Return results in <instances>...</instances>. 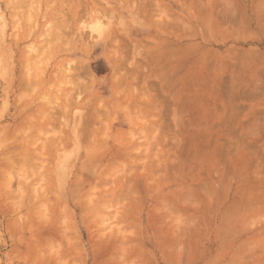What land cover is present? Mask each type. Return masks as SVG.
<instances>
[{
    "label": "rangeland",
    "instance_id": "374dc122",
    "mask_svg": "<svg viewBox=\"0 0 264 264\" xmlns=\"http://www.w3.org/2000/svg\"><path fill=\"white\" fill-rule=\"evenodd\" d=\"M0 264H264V0H0Z\"/></svg>",
    "mask_w": 264,
    "mask_h": 264
},
{
    "label": "bare ground",
    "instance_id": "6f19581e",
    "mask_svg": "<svg viewBox=\"0 0 264 264\" xmlns=\"http://www.w3.org/2000/svg\"><path fill=\"white\" fill-rule=\"evenodd\" d=\"M9 2V1H8ZM7 3V2H6ZM6 7V6H5ZM12 9V8H11ZM4 17V16H3ZM11 60V59H10ZM31 80V79H30ZM28 82V81H27ZM34 83V82H33ZM32 84V83H31ZM44 98V97H43ZM77 128V127H76ZM72 133V132H71ZM27 159V158H26ZM18 163V162H17ZM10 167V166H9ZM24 170V169H23ZM4 178V177H3Z\"/></svg>",
    "mask_w": 264,
    "mask_h": 264
}]
</instances>
